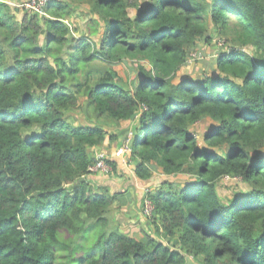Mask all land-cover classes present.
I'll use <instances>...</instances> for the list:
<instances>
[{
	"label": "trees",
	"instance_id": "obj_1",
	"mask_svg": "<svg viewBox=\"0 0 264 264\" xmlns=\"http://www.w3.org/2000/svg\"><path fill=\"white\" fill-rule=\"evenodd\" d=\"M74 4L90 9L78 36ZM18 12L0 3V264H264V0H51L48 17ZM210 26L230 48L204 77L178 76ZM126 60L149 66L130 85L111 67ZM82 99L91 125L70 121ZM203 119L216 125L201 144L191 128ZM126 122L139 182L156 167L192 178L150 186L153 233L141 238L108 218L124 191L110 195L90 171ZM222 180L249 191L225 204ZM63 234L90 242L65 248Z\"/></svg>",
	"mask_w": 264,
	"mask_h": 264
},
{
	"label": "rangeland",
	"instance_id": "obj_2",
	"mask_svg": "<svg viewBox=\"0 0 264 264\" xmlns=\"http://www.w3.org/2000/svg\"><path fill=\"white\" fill-rule=\"evenodd\" d=\"M14 5V4H12ZM16 6V5H14ZM3 7V6H1ZM73 15L70 19H68L69 25L71 26L72 31H74V36L81 35L83 33H87V26L89 25L90 20V9L86 5H72ZM26 13V12H23ZM209 34L212 36V40L207 43L204 40H200L197 42L196 46L191 54H194L196 57L191 60H187V64L183 67V69L179 72L178 76H191L193 78H202L204 75H207L214 71L216 68V61L218 57L227 52L230 48V44L225 46V40L221 38L216 30L210 26ZM100 37H96V41H99ZM219 41V42H218ZM224 45V46H223ZM223 46V47H222ZM250 53H254L252 48H247ZM190 54V55H191ZM64 57H66V53H64ZM139 65H145L143 62L138 60H126L121 64L111 65L114 71L117 72L118 76L123 80L124 84L130 85L132 82H135V78L139 69ZM147 68L149 66L145 65ZM84 99H82V106L79 110H75L74 112L69 114L70 121L75 125H91L92 123L86 119L85 109H84ZM133 122H126L121 124V128L124 130L121 136H119V142L121 145L119 146L118 155L120 161L117 164V172L113 173V169L110 173L104 175H96L93 179V182L96 186H99L104 189H109L110 195H114L116 193L124 194L119 197V200L113 205L108 218L112 222L115 227L120 228L121 230H132L138 229L139 237H142V234L139 231L142 229L143 231L153 233V229L149 225V218L143 214V206L141 205L142 197L148 192L151 188L147 187L143 182H137L136 178L133 177V174L129 172V170H133L134 164L132 163L130 157L128 155L122 156L121 149L124 144H129L130 140L133 137ZM216 125L213 121L209 119H203L195 126L191 128V132L194 133L200 143L202 144L203 137ZM156 167V166H155ZM134 171V170H133ZM119 173V174H118ZM164 175L161 172L160 168H155V181H150L153 186H160V184L168 179V181L176 182L178 185L184 183L185 181H189L192 178L186 175H180L177 178L162 176ZM149 182V181H148ZM128 183V184H127ZM179 185V186H180ZM138 191V198L135 197V194L132 200H129L131 190ZM145 189V190H144ZM144 190V191H143ZM249 191V187L247 184L242 181H231V180H222L219 187V195L223 201V203L228 204L231 201L233 194H241ZM144 194V195H143ZM147 227L149 230H147ZM94 240L91 238V241ZM62 241L65 244V248L74 249L76 246H86L90 241H84L83 238L77 237L73 240H68L65 234L62 235ZM81 251V250H80ZM63 253H66V249H63ZM66 260L60 262V264H64ZM195 263V262H194ZM196 264V263H195Z\"/></svg>",
	"mask_w": 264,
	"mask_h": 264
},
{
	"label": "built area",
	"instance_id": "obj_3",
	"mask_svg": "<svg viewBox=\"0 0 264 264\" xmlns=\"http://www.w3.org/2000/svg\"><path fill=\"white\" fill-rule=\"evenodd\" d=\"M50 1L51 0H25L23 2H17L16 7L29 14L38 15L41 18L48 17L46 7L50 3ZM194 57L196 56L194 54H191L188 60H191ZM121 152L123 153L122 156L128 155L130 153V147L128 143L123 145ZM90 171L92 173L101 172L103 174H108L112 171V167L107 163L105 154L101 153L95 157V163L90 168ZM153 213L154 204L150 199L146 198L143 205V214L147 217H152Z\"/></svg>",
	"mask_w": 264,
	"mask_h": 264
},
{
	"label": "crops",
	"instance_id": "obj_4",
	"mask_svg": "<svg viewBox=\"0 0 264 264\" xmlns=\"http://www.w3.org/2000/svg\"><path fill=\"white\" fill-rule=\"evenodd\" d=\"M0 3H4V4H7L8 6H10V7H14V8H17V9H19L18 7H16V6H14V5H16V3L17 2H15V1H12V0H0ZM12 4H14V5H12ZM23 15H24V13L19 9V12L18 13H16V17H17V20L18 21H20V19L23 17ZM121 144H111V143H109V141H107L106 143H105V145H104V147H102V149H96V153L98 152V154L97 155H99V154H101V153H103V154H105V156H106V158H107V160H115V161H117V162H119L120 161V159H119V157H118V155H119V153H118V149H119V146H120ZM96 155V156H97ZM132 169H134V168H132ZM129 172L131 173V174H133V177L134 178H136L135 177V174L133 173V170H129ZM98 173V175H104L103 173H101V172H97ZM162 176H165V175H162ZM136 180H137V178H136ZM165 180V179H164ZM151 181H155V176H154V178L151 180ZM137 182H139V180H137ZM128 184V183H127ZM145 185H147V187H150V186H152L153 184L152 183H150V182H146V183H144ZM131 190V192H130V198H129V200H132V198H133V196H134V194H135V191L136 190H133L132 188L130 189ZM145 190V189H144ZM143 190V191H144ZM151 190V189H150ZM138 191H136V194H135V197L137 196V198H138ZM144 195V194H143ZM134 199V198H133ZM151 228H152V226H151ZM147 230H149V228L147 227ZM120 231L121 232H123V233H125V232H129V230H121L120 229ZM135 232H138V229H135V230H132L131 232H130V234L129 235H132V236H134V237H139L138 236V234H135ZM142 232V229L139 231V233H141ZM139 238H141V237H139Z\"/></svg>",
	"mask_w": 264,
	"mask_h": 264
},
{
	"label": "water",
	"instance_id": "obj_5",
	"mask_svg": "<svg viewBox=\"0 0 264 264\" xmlns=\"http://www.w3.org/2000/svg\"><path fill=\"white\" fill-rule=\"evenodd\" d=\"M187 263L188 264H195L191 257H187Z\"/></svg>",
	"mask_w": 264,
	"mask_h": 264
}]
</instances>
